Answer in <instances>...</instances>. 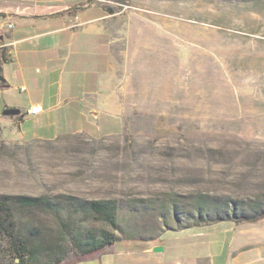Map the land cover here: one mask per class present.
<instances>
[{
	"label": "rangeland",
	"instance_id": "1",
	"mask_svg": "<svg viewBox=\"0 0 264 264\" xmlns=\"http://www.w3.org/2000/svg\"><path fill=\"white\" fill-rule=\"evenodd\" d=\"M108 2L134 23L114 62L122 130L0 139V193L117 199V242L73 264H179L189 228L214 221L178 223L171 203L264 200V0ZM25 217L57 230L46 213Z\"/></svg>",
	"mask_w": 264,
	"mask_h": 264
},
{
	"label": "crops",
	"instance_id": "2",
	"mask_svg": "<svg viewBox=\"0 0 264 264\" xmlns=\"http://www.w3.org/2000/svg\"><path fill=\"white\" fill-rule=\"evenodd\" d=\"M107 3L0 0V139L50 141L122 130L114 62L119 39L134 23L131 13ZM136 19L143 25L145 12ZM33 105L41 110L28 114ZM8 108L19 113L3 114ZM189 229L191 258L179 264H264V216Z\"/></svg>",
	"mask_w": 264,
	"mask_h": 264
},
{
	"label": "trees",
	"instance_id": "3",
	"mask_svg": "<svg viewBox=\"0 0 264 264\" xmlns=\"http://www.w3.org/2000/svg\"><path fill=\"white\" fill-rule=\"evenodd\" d=\"M119 210L114 198L0 193V264H73L108 252L118 240L114 230L118 229ZM170 210L178 223L189 218L197 222L251 221L264 216V200L244 203L200 194L191 206L173 202ZM34 211L53 217L57 225L55 233L42 230L25 217ZM88 217L111 229L84 226Z\"/></svg>",
	"mask_w": 264,
	"mask_h": 264
},
{
	"label": "water",
	"instance_id": "4",
	"mask_svg": "<svg viewBox=\"0 0 264 264\" xmlns=\"http://www.w3.org/2000/svg\"><path fill=\"white\" fill-rule=\"evenodd\" d=\"M0 69H1V66H0ZM4 78L3 76L0 74V81H3ZM19 113V110L18 109H13V108H8V109H5L3 111V114H17ZM154 250L158 251V250H162V247L161 246H155L154 247Z\"/></svg>",
	"mask_w": 264,
	"mask_h": 264
},
{
	"label": "built area",
	"instance_id": "5",
	"mask_svg": "<svg viewBox=\"0 0 264 264\" xmlns=\"http://www.w3.org/2000/svg\"><path fill=\"white\" fill-rule=\"evenodd\" d=\"M6 26L7 27H13V23L9 22L6 24ZM40 110H41V108L38 105H33L27 109V113L28 114H35V113H38Z\"/></svg>",
	"mask_w": 264,
	"mask_h": 264
}]
</instances>
